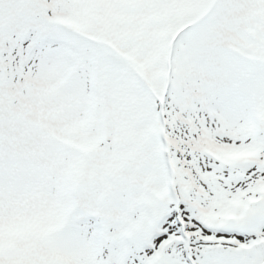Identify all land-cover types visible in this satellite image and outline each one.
<instances>
[{
  "label": "snow or ice",
  "instance_id": "obj_1",
  "mask_svg": "<svg viewBox=\"0 0 264 264\" xmlns=\"http://www.w3.org/2000/svg\"><path fill=\"white\" fill-rule=\"evenodd\" d=\"M0 264H264V0H0Z\"/></svg>",
  "mask_w": 264,
  "mask_h": 264
}]
</instances>
